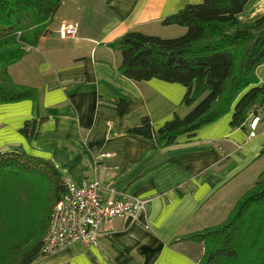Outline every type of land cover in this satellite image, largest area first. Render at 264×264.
I'll return each instance as SVG.
<instances>
[{"label":"crops","instance_id":"1","mask_svg":"<svg viewBox=\"0 0 264 264\" xmlns=\"http://www.w3.org/2000/svg\"><path fill=\"white\" fill-rule=\"evenodd\" d=\"M202 1L62 0L38 43L8 67L15 83L39 95L0 104V151L21 145L75 184L96 178L103 200H145L137 219L104 222L97 247L75 241L32 264H199L202 245L173 238L222 222L257 181L264 169V108L238 128L230 126L231 110L169 147L132 133L110 134L140 125L144 116L159 128L189 107L180 104V83L120 74L121 54L107 44L129 30L183 32L163 19ZM262 14L264 0H247L236 18L249 22ZM63 22L76 23L74 37L59 36ZM256 75L264 81V63ZM31 119L38 133L28 142L20 128Z\"/></svg>","mask_w":264,"mask_h":264},{"label":"trees","instance_id":"2","mask_svg":"<svg viewBox=\"0 0 264 264\" xmlns=\"http://www.w3.org/2000/svg\"><path fill=\"white\" fill-rule=\"evenodd\" d=\"M247 0H203L187 4L162 23L186 31L160 37L129 30L107 45L121 54L117 71L135 81L158 78L180 83V102L189 107L174 113L159 128L149 116L140 125L111 130L155 140L157 147L177 143L183 134L232 112L230 126L243 127L250 113L264 108V81L256 69L264 63V14L249 22L237 20ZM62 0H0V104L36 99L38 91L15 83L8 67L27 46H35ZM21 134L31 142L38 133L35 119ZM264 155V148L260 151ZM52 161L27 154L21 145L0 151V264H32L56 201L65 186ZM202 245L199 264H264V169L220 223L173 238Z\"/></svg>","mask_w":264,"mask_h":264},{"label":"built area","instance_id":"3","mask_svg":"<svg viewBox=\"0 0 264 264\" xmlns=\"http://www.w3.org/2000/svg\"><path fill=\"white\" fill-rule=\"evenodd\" d=\"M76 23L63 22L58 33L61 38L74 37ZM33 47L27 46V50ZM255 120L251 123L250 136H254ZM64 193L54 204L48 227L41 240L42 256L49 255L75 241L97 247L101 225L114 217L137 219L144 211L145 200L139 197H121L103 200L101 185L94 178L75 184L63 176Z\"/></svg>","mask_w":264,"mask_h":264},{"label":"rangeland","instance_id":"4","mask_svg":"<svg viewBox=\"0 0 264 264\" xmlns=\"http://www.w3.org/2000/svg\"><path fill=\"white\" fill-rule=\"evenodd\" d=\"M172 28H181V29H183V32H172V33H168V34H164L165 32H163V33H160V37H165V38H170V37H176V36H179V35H181V34H183L184 32H185V28L184 27H172ZM165 35V36H162V35ZM26 51H28L27 50V47H26ZM261 165H264V157L261 159Z\"/></svg>","mask_w":264,"mask_h":264}]
</instances>
